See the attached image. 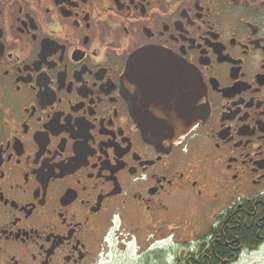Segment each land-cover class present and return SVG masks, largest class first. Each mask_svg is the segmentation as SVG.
<instances>
[{
  "label": "flooded vegetation",
  "instance_id": "1",
  "mask_svg": "<svg viewBox=\"0 0 264 264\" xmlns=\"http://www.w3.org/2000/svg\"><path fill=\"white\" fill-rule=\"evenodd\" d=\"M142 50L192 79L133 85ZM185 118L176 137L144 134ZM260 211L264 0H0V264H109L117 237L182 229L160 264L264 261V222L229 242Z\"/></svg>",
  "mask_w": 264,
  "mask_h": 264
},
{
  "label": "water",
  "instance_id": "2",
  "mask_svg": "<svg viewBox=\"0 0 264 264\" xmlns=\"http://www.w3.org/2000/svg\"><path fill=\"white\" fill-rule=\"evenodd\" d=\"M180 65L181 63L177 62L175 59H173V57H171V55L165 52L157 50H142L133 54L132 58L129 60L127 68V77L129 81L134 85L137 79L138 81H140L151 77L153 78V75L151 73L165 71L169 73V77L174 80H191V71L188 75L187 70L183 72V70L180 69ZM142 92L144 94V90ZM190 105L192 104L190 103ZM191 108L192 106H190L189 108L190 111ZM178 113L180 114V112ZM170 119L171 121L176 122V119H173L171 116ZM180 123L182 125L171 124V126H168L164 125L163 122L157 123V121H155L153 124H151V126L144 125L143 130L145 136L150 142L158 143L160 137L163 136L164 133L167 135V133L170 132L172 133V135L169 136L176 137L178 134H181V132H186L190 128L189 126H191L192 121L190 118L188 120L185 118L184 122Z\"/></svg>",
  "mask_w": 264,
  "mask_h": 264
},
{
  "label": "rangeland",
  "instance_id": "3",
  "mask_svg": "<svg viewBox=\"0 0 264 264\" xmlns=\"http://www.w3.org/2000/svg\"><path fill=\"white\" fill-rule=\"evenodd\" d=\"M181 223V220L179 221ZM174 227H177V224L174 222L173 224ZM163 234L166 235V244L168 246V250L160 252L157 250V256L154 253V247H163V243L161 239L163 237ZM191 234V230H185L182 229L179 232H175L174 234H170V231L167 230L166 232L163 233H158V234H150L149 236L147 235V231L142 232L140 234H136L133 237L129 234L126 233L123 236L117 237L116 240L112 241V249L113 252L111 253V259L109 264H146V262L142 259L145 258V255L148 259H150V264H160V261L163 257H169L170 254L175 256L178 251L184 246V242L186 240H191L189 237ZM122 237L127 240V238L132 237L133 240V245L130 244L128 245L129 251L126 252L124 255L120 253V250L122 249V245H124V241H122ZM149 237V239H148ZM157 242V243H156ZM152 243L150 246L149 250H146L148 245ZM173 251L171 252V250ZM141 254L139 255V253ZM144 252V253H143ZM149 257H148V255ZM262 254L259 255L258 257H254L252 259L247 258L241 262V264H264ZM157 261V262H156Z\"/></svg>",
  "mask_w": 264,
  "mask_h": 264
},
{
  "label": "trees",
  "instance_id": "4",
  "mask_svg": "<svg viewBox=\"0 0 264 264\" xmlns=\"http://www.w3.org/2000/svg\"><path fill=\"white\" fill-rule=\"evenodd\" d=\"M245 222H246V218L243 217L241 218L240 223H234L233 225H231L235 228L234 231H236L239 236L235 238L231 237L229 239V242H233L234 246L236 245V247L241 244H253L255 240H257L255 233L258 231V226L264 222V212L260 211L259 215L254 217L253 222L249 223L250 225L252 224L251 229L245 228L246 227ZM221 242L224 243L225 241L221 239ZM226 250H229L228 247L226 248L221 246L219 248L218 256L225 257L227 253Z\"/></svg>",
  "mask_w": 264,
  "mask_h": 264
}]
</instances>
